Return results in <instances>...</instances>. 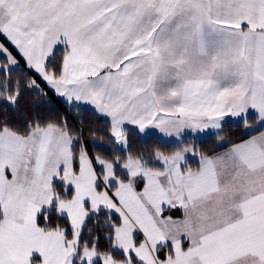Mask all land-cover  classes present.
<instances>
[{
	"label": "snow or ice",
	"instance_id": "1",
	"mask_svg": "<svg viewBox=\"0 0 264 264\" xmlns=\"http://www.w3.org/2000/svg\"><path fill=\"white\" fill-rule=\"evenodd\" d=\"M0 264H264V0H0Z\"/></svg>",
	"mask_w": 264,
	"mask_h": 264
},
{
	"label": "trees",
	"instance_id": "2",
	"mask_svg": "<svg viewBox=\"0 0 264 264\" xmlns=\"http://www.w3.org/2000/svg\"><path fill=\"white\" fill-rule=\"evenodd\" d=\"M18 75H22V73H18ZM25 102L28 107H31L35 102H38V98L35 96L29 97L26 95ZM52 111H49V109ZM37 113L44 116V117H51V116H66L69 124L79 125L80 121L77 119V115L83 118L85 125L87 126H95L97 124L96 117L92 114V112L81 110L79 113L76 111H69L67 106L61 102L60 100L56 99L55 97L51 98V104H43L37 109ZM236 132L239 134V129H235L232 126H228L225 129V132ZM138 137H133V140H138ZM198 143V150H202L204 152H213V151H220L217 147L215 142V138L211 135L204 137V138H197ZM139 146V145H138ZM193 167L195 164L193 163Z\"/></svg>",
	"mask_w": 264,
	"mask_h": 264
},
{
	"label": "rangeland",
	"instance_id": "3",
	"mask_svg": "<svg viewBox=\"0 0 264 264\" xmlns=\"http://www.w3.org/2000/svg\"><path fill=\"white\" fill-rule=\"evenodd\" d=\"M207 136H209V135H207V134H202V135L199 136L198 138H204V137H207ZM193 159H195V158H193Z\"/></svg>",
	"mask_w": 264,
	"mask_h": 264
},
{
	"label": "crops",
	"instance_id": "4",
	"mask_svg": "<svg viewBox=\"0 0 264 264\" xmlns=\"http://www.w3.org/2000/svg\"><path fill=\"white\" fill-rule=\"evenodd\" d=\"M21 63H23V61H21ZM56 98V97H55ZM57 99V98H56ZM61 102H63L62 100H60Z\"/></svg>",
	"mask_w": 264,
	"mask_h": 264
}]
</instances>
